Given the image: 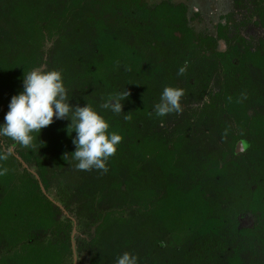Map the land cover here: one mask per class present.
<instances>
[{"label": "rangeland", "instance_id": "374dc122", "mask_svg": "<svg viewBox=\"0 0 264 264\" xmlns=\"http://www.w3.org/2000/svg\"><path fill=\"white\" fill-rule=\"evenodd\" d=\"M143 1L154 9L165 0ZM169 1L186 4L197 34L217 36L223 30L225 38L219 37L214 50L207 47L188 59L180 41L163 36L153 21L144 24L133 12L122 17L108 11L106 1L81 0L77 6L78 0H0V123L11 97L22 91L25 72L56 69L73 105L89 102L105 118L127 116L139 136L177 146L167 166L156 164L142 147L119 161L109 158L105 172L76 168L75 132L69 135L67 118L50 124L52 139L36 132L34 146L17 144L18 161L12 156L0 161V169L7 168L0 175V264L28 260L29 250L21 245L35 209L25 201L29 194L21 178L26 167L40 178L42 166L54 219H70L73 228L72 253L63 256L52 245L55 235L29 231L45 264H57L59 257L61 264H116L124 252L136 255L138 264H229L234 254L239 264H264V214L249 202L251 189L264 186V124L245 125L247 113L230 115L219 96L239 91L244 109L264 118V0ZM44 19L56 23L42 33ZM173 42L178 51L169 52ZM252 52L257 60H250ZM167 86L184 89L182 111L157 116L154 107ZM126 91L123 112L100 108L110 95ZM64 136L71 142L64 143ZM13 143L0 137V147ZM21 152L32 153L30 164ZM167 182L185 192L198 187L214 216L224 221L221 234H199L195 220L202 209L191 205L183 213V205L165 193ZM5 200L8 207H2ZM249 224L255 232L242 233ZM15 231L20 240L13 246Z\"/></svg>", "mask_w": 264, "mask_h": 264}, {"label": "clouds", "instance_id": "9594fccd", "mask_svg": "<svg viewBox=\"0 0 264 264\" xmlns=\"http://www.w3.org/2000/svg\"><path fill=\"white\" fill-rule=\"evenodd\" d=\"M186 71V66L179 69V74ZM129 92L110 95L100 106L119 114L123 112V102ZM184 89L167 86L164 88L160 102L154 107L157 116H165L171 112H181V98ZM9 110L0 123V137L10 138L14 143L0 147V161H6L14 155L16 145L34 146V133L42 131L56 119H70L67 131L69 135L75 132L73 144L76 146L74 159L78 161L79 170L107 171L108 159L118 149L123 137L116 131H109L110 124L100 110L89 102L83 106L73 105L68 98L62 72L56 69L44 70L37 67L25 73L23 88L11 97ZM125 119H128L125 116ZM7 168L0 169V175ZM116 264H138V257L130 252H124Z\"/></svg>", "mask_w": 264, "mask_h": 264}, {"label": "trees", "instance_id": "16d2710c", "mask_svg": "<svg viewBox=\"0 0 264 264\" xmlns=\"http://www.w3.org/2000/svg\"><path fill=\"white\" fill-rule=\"evenodd\" d=\"M99 3L101 1H106L103 3L106 5V8L108 11H114L116 10L119 13H122L123 16L131 15L130 13L133 12V14H136L138 16V19L144 24H147L149 20L155 21V27L156 29H161L163 32L168 35L175 34L176 31H185L186 26H184V20L182 18L183 13L186 12V8L182 4L173 5L170 3H162L159 6H156L154 9L148 8L147 4L143 0H97ZM81 3V0H78V3H76L77 6ZM75 3H73V6H76ZM33 10V9H32ZM32 13V11H31ZM31 15V14H30ZM50 21V19H49ZM47 23V20L44 19L40 23L39 29L41 32H46L48 24H54ZM34 27V26H33ZM35 28V27H34ZM38 29V30H39ZM188 30V29H187ZM187 32V31H186ZM254 55V54H253ZM254 57V56H253ZM27 66L24 67V72L27 71ZM29 70V69H28ZM29 72V71H28ZM27 73V72H25ZM1 89L3 90L5 96H11L10 92H8L7 87L5 85H2ZM109 121L110 128L109 131H116L119 134L122 135L123 139L118 145L117 152L111 156V160L113 162L119 161V159L126 155H133L137 152V149H140L144 147V153L149 154V157H155L157 161H159V164L161 166H167V164L170 163L171 157L174 154V152L177 150V146L174 145H163L162 140H159L158 138H151V139H144L143 137L139 136L138 133L134 131V127L132 124V120L128 117V119H117V118H106ZM51 131L52 127L51 125L45 127L42 129V131L39 134V137H41V133L45 136V138L52 139L51 138ZM50 134V135H49ZM69 137V135H67ZM64 143H69L71 140L67 139L66 136L62 138ZM48 142V141H45ZM40 151H44L43 148L40 149ZM23 160L26 161L28 164L31 162V154L29 156L24 153H20ZM145 154L143 157H146ZM12 157L18 161V159L12 155ZM148 158V157H146ZM45 167V166H44ZM42 166V171L38 172L40 178H37L35 175H33L32 171H30L27 167L24 168V172L22 173L21 180L23 181V188L28 192L27 200L29 204L33 206L35 211L29 215L28 220L25 223V228L28 232L26 243L22 244L21 247L27 248L29 250V256L28 260H26V264H45V261L47 259H44V257L38 254V251L40 248L36 244V236L33 233H29V231L32 229L34 230H40L45 232H50L51 234L55 235V238H53L52 245L55 248V252L63 256L68 255L69 253H72V222L70 219H67L66 221H60L55 218L54 214V207L55 203L52 199H50L46 193L43 191L42 183H45V173L46 170ZM165 193L168 195V198L174 202L176 205H183L181 208H179L183 213L187 210L186 207L192 206L196 207L198 210L202 209L200 211L201 218H197V228L199 234H208V235H220L221 234V228L218 224V218L214 216L213 212L211 211V207L208 201L203 199V196L198 191V187H194V189L191 192H185L183 191L179 185L175 182H167L165 186ZM27 203V202H26ZM8 205V201L5 200L4 206L6 207ZM192 205V206H191ZM8 207V206H7ZM194 210V209H193ZM170 211H168V215ZM172 218H175L178 215H171ZM261 229L264 228V226L260 227ZM254 228H244L242 229V233H254ZM19 233L12 232V235H10V238L12 242H14L13 246L17 245V242H19ZM34 239L35 241H30ZM37 245V247H34ZM14 257H16V254H14ZM61 259L59 257V261L57 264H61ZM240 257L236 255L235 257H232L229 259V264H239Z\"/></svg>", "mask_w": 264, "mask_h": 264}, {"label": "flooded vegetation", "instance_id": "af4514ba", "mask_svg": "<svg viewBox=\"0 0 264 264\" xmlns=\"http://www.w3.org/2000/svg\"><path fill=\"white\" fill-rule=\"evenodd\" d=\"M167 2L170 4H173V5H178V4L172 3L169 0H165L162 3H167ZM162 3H160V4H162ZM179 4L184 5L186 8V12H184L183 16H182V18L184 20L183 24H184V26H186V30L184 32L183 31H176L174 36L170 35V34L166 35L163 32V30H161V29H158V30H161L163 32L162 35L165 36L166 38L170 39V40H173V38L175 40H179L180 41L179 46L182 47V50H180V51L183 53V55H187L186 57H188V59L190 57L191 58L194 57L195 55H196V57L198 55H201L203 52L206 51L205 48H207V47H210L212 50H214L220 44V42H219L220 38L219 37H222L223 39L225 38V32L223 30H221L217 36H215V35L203 36L201 34H197L195 32V30L188 23L186 4H184V3H179ZM154 26H155V21H154ZM220 26H221V24H220ZM224 27H225V25H224ZM171 51H173V52L178 51V46L175 44V42H173V44H171L169 52H171ZM191 51L194 52L195 54L192 55ZM257 57H258L257 53L252 52L251 56H250V60H252V61L257 60L256 59ZM225 58H226V56H225ZM246 60H248V59H246ZM227 61H228V63L230 62L229 60H227ZM242 61H245V60H242ZM240 93L241 92H239V91H236V93H232V92H229V89H228V90H223L222 93L219 94L221 100L224 103V106H225L227 113H230V115H231V114H234L237 112L238 113L239 112L240 113L246 112L247 118L245 117V125H247V123L249 124L250 122L251 123L249 124V126H251V124L263 125L264 124L263 123L264 118L262 116L259 117V119H258V114H255V113L249 114V111L245 110L246 108L244 109L245 104L241 100V97H240L241 94ZM260 119L262 120V122L260 121ZM204 121H206V120L204 119ZM150 159L154 160L156 162V164H159V161H157L155 157H151ZM255 187L253 190L251 189L249 202H250V205L254 204V203L257 204L258 211H262L264 214V186L259 185L258 187H256V188ZM241 217H242V215L240 216V220H241ZM218 221H219L218 224H219L220 228L222 229L224 226V221L222 220V218ZM241 223H242V221H241ZM248 226L249 227L243 226L242 229L251 228L254 225L252 226L251 224H249ZM262 226H264V219L262 222ZM253 228H255V226ZM235 256H236V254H234L232 257H235Z\"/></svg>", "mask_w": 264, "mask_h": 264}]
</instances>
